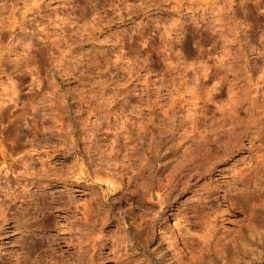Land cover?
<instances>
[{
	"label": "rangeland",
	"instance_id": "obj_1",
	"mask_svg": "<svg viewBox=\"0 0 264 264\" xmlns=\"http://www.w3.org/2000/svg\"><path fill=\"white\" fill-rule=\"evenodd\" d=\"M263 100L264 0H0V150L51 176L23 189L0 155V264H242L227 182L255 151L181 154Z\"/></svg>",
	"mask_w": 264,
	"mask_h": 264
},
{
	"label": "bare ground",
	"instance_id": "obj_2",
	"mask_svg": "<svg viewBox=\"0 0 264 264\" xmlns=\"http://www.w3.org/2000/svg\"><path fill=\"white\" fill-rule=\"evenodd\" d=\"M194 98L197 100L196 96H194ZM9 100H13V99L10 98ZM1 103L4 102L2 101ZM2 108L3 110L4 109L8 110L10 108V105L5 106L4 104L0 106V109ZM31 108L33 109L32 105ZM234 109L235 110L237 109V105L235 104H234ZM257 109L258 111L250 115V119L246 121H243L238 115H231L232 121H230L229 124L230 128L224 129L221 133L206 135V139L205 140L203 139V141L200 142L199 145H196L195 147L190 145L187 148H184L182 152L183 154L180 153L182 155L181 158L184 157L186 158L188 156L191 157L202 156L204 160L208 161L209 166L211 165L213 167V165L215 164L223 163L224 161H227L234 155V153H238L240 151H243L244 149H250L252 150V152L255 151L250 156V160H249L250 163L248 164V166L246 165L247 167L245 166L243 168L237 169L235 176L233 175L230 178V180L227 182V185L230 186L231 190L240 191L242 194L246 195V197L243 198V200H241L242 203L238 207V208H242L245 206L244 210L247 216L246 221L248 223L250 222L249 225L246 227L248 231L247 233L248 238L242 241V237H244V234L239 233L237 235V237L240 238L241 241L243 242V245H245L246 250H250V252L247 253L248 258L246 260H243L244 262H241L242 264H264V226H262L263 228L260 229V227L253 224L255 216L252 211V208L256 206H259L264 209V198L260 201V203L252 202L251 199L249 198V195L252 193L248 192L250 188L258 189L259 183L264 179V100L261 101V103L257 106ZM26 113L27 112L24 111L19 115L21 117L26 115ZM191 127L193 128V130L197 129V126H195L194 124ZM252 128L254 129L253 131H251ZM245 140L248 141V144L245 143ZM256 141H258L259 143L256 144ZM112 145H110V147ZM112 152H113V146L110 149L108 155H111ZM0 155L2 160L4 161L3 164L7 163V160H12L11 164H6L7 168L5 167V169L7 170L5 174H8V172H10V174H13V179L17 184H19L18 186L22 185L20 182L21 179L26 181L27 185L34 186V184L38 183L40 186L45 176L48 179L51 177L46 175L45 172L39 173L40 170L38 169L35 170L34 165L32 163L33 159L31 154L27 156V158H30L29 160L23 157L11 159L8 158V155L4 152V150L1 149ZM53 177H57L58 179H61L62 174H55V176ZM95 180L100 182H105L110 185V181H107L105 178L103 179V177L96 176ZM234 183L238 185H243L245 186V188H237L236 186L232 185ZM27 185L24 183V185H22L23 189H25ZM10 196H11L10 197V202H11L13 200L19 199L21 196L24 195L22 193L16 194L12 192ZM230 197H233V195H230ZM222 198L225 199V196H223ZM218 202H219V197L214 193L207 202L209 209L215 212L218 207ZM234 204L235 203L232 202L230 203V206ZM8 206L9 204L7 205V207ZM197 212L198 213H196V215L193 216L195 218L193 223L195 224V226L201 227L203 214L199 213V211ZM0 215H5L4 209L3 210L0 209ZM248 223H246V225ZM162 237L163 235L161 236V238ZM249 237L252 239L251 245L249 244L250 243ZM223 249L224 247L220 248L219 250V253L221 255H223ZM215 256H220V255L217 254ZM223 258L224 257H222V260H224ZM173 262L174 264H179L177 260H174ZM224 264H228V263L224 262Z\"/></svg>",
	"mask_w": 264,
	"mask_h": 264
}]
</instances>
